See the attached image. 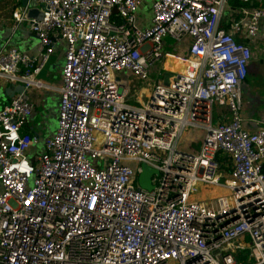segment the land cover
Here are the masks:
<instances>
[{"label":"built area","instance_id":"1","mask_svg":"<svg viewBox=\"0 0 264 264\" xmlns=\"http://www.w3.org/2000/svg\"><path fill=\"white\" fill-rule=\"evenodd\" d=\"M145 1L35 0L42 20L14 13L39 45L0 55V83L22 89L0 108V264H264V129L242 116L249 64L264 59V0H153L143 27ZM60 46L57 129L38 155L24 93L48 87L38 76ZM154 69L170 86L125 102L122 81ZM217 106L227 114L215 121ZM142 164L158 172L151 191L135 185Z\"/></svg>","mask_w":264,"mask_h":264},{"label":"crops","instance_id":"2","mask_svg":"<svg viewBox=\"0 0 264 264\" xmlns=\"http://www.w3.org/2000/svg\"><path fill=\"white\" fill-rule=\"evenodd\" d=\"M147 0L141 6L138 12V21L143 27H149L151 25V20L153 17V10L150 16H143V7L145 6ZM25 3V4H24ZM35 4V0H0V55L5 54L11 48H17L22 52L28 53L30 56H34L38 53L39 41L35 34L29 29V24L27 22L18 23L14 18V13L16 11L27 13L28 9L31 8V5ZM255 5V4H254ZM251 4L249 8L254 6ZM239 40H243L242 36L238 37ZM260 45L259 48L264 51V28L260 34ZM182 49L178 50V54L181 53ZM58 64V65H57ZM65 64V47L60 46L56 49L55 54L51 57L50 62L42 70L38 76L48 87L43 88L49 91V94L52 96V92L59 93L58 88L62 83L61 72ZM256 64L257 67H254ZM54 67L55 72L57 73L56 81L48 82V77L51 76V68ZM188 64L180 61L177 70L179 73L184 74L187 72ZM252 75V78H251ZM264 59L263 58H254L248 67V76L245 82L251 80L254 83L249 86L246 85L242 88V97H243V111L242 116L244 119L243 126L245 130L250 132H256L264 129ZM258 82V84H257ZM245 84V83H244ZM41 89L31 88L24 93V97L37 104L35 112L40 109L43 105L44 95L40 93ZM22 91L18 85L8 84L5 85L0 83V108L9 104L11 98ZM20 95V94H19ZM60 95V94H59ZM255 103L253 108H249V105ZM59 101L51 100L49 103L50 111L55 114V120L58 121V109ZM255 110V111H254ZM254 114V115H252ZM29 121V120H28ZM47 121V118L44 119V123ZM45 124L43 122L39 123L37 126H33L31 121L27 122L23 131L31 134L37 138V143L34 145L44 144L46 138L50 137L55 130L48 129V133L45 135L42 134V130ZM188 145V143H187ZM32 149V152L35 154V149ZM198 151V150H197Z\"/></svg>","mask_w":264,"mask_h":264},{"label":"rangeland","instance_id":"3","mask_svg":"<svg viewBox=\"0 0 264 264\" xmlns=\"http://www.w3.org/2000/svg\"><path fill=\"white\" fill-rule=\"evenodd\" d=\"M152 3H153V0H147L146 4L142 10L143 16L148 17L152 14V10H151ZM164 43H165V48L167 50H170V51H172L173 48L177 45L176 41L171 37L166 38ZM179 64H180V60L170 59L168 61L166 67L170 68L172 71H176ZM254 67H257L256 64L254 65ZM51 72H52L51 76L48 77V79H47L48 82L56 81L57 73L53 74V72H55L53 65L51 68ZM157 72H159V66H157ZM157 72L154 69V71L151 74L148 82H143L142 80L135 79L133 77H130L128 79H124L122 81V85L124 87L123 94H126L124 101L127 102L128 104L136 106V107H141V106L147 105L148 98L153 91V86H156L157 84L162 83L161 77L157 78ZM251 78H252V75H251ZM244 83L242 85V88H244L246 85H248L247 89H249V86L253 85L256 82L249 80V81L244 82ZM263 83H264V79H263ZM257 84H258V82H257ZM40 93H42L44 95V98H43L44 105L40 109H38L36 112H34V114L31 116L29 121H31V124L33 126H37V125H39V123L43 122V124H45V126L43 127L44 129L42 130V134L46 135L48 133V131H47L48 129H50V130L51 129H53V130L57 129V122L55 120L56 117H55V114H53L50 111L49 103L51 102V100L59 101L60 95L57 92H55V93L52 92V96H51L49 94V91H47L46 89H41ZM254 105H255V103L253 102L252 104L249 105V108L252 109ZM257 107H259V105H257ZM257 107H255L253 109H256ZM252 115H254V114H252ZM46 118H47V121L44 123V119H46ZM29 121H28V123H29ZM186 134L188 136V145H187L188 150L191 152H196L200 147L202 137L199 138V137L193 135L192 132L190 133V131H186ZM184 140H185V138H184ZM183 144L186 145V142L183 141ZM34 149L38 155H41L44 152L43 143H41L39 146L36 145L34 147ZM135 185L138 186V180L135 181ZM201 194H203V196H208V195H212V194H215L216 196H218L221 194V191L216 190V189H204V191ZM243 259H244V261H243ZM243 259L240 258L241 264H250L251 263L250 259H245L244 257H243Z\"/></svg>","mask_w":264,"mask_h":264},{"label":"water","instance_id":"4","mask_svg":"<svg viewBox=\"0 0 264 264\" xmlns=\"http://www.w3.org/2000/svg\"><path fill=\"white\" fill-rule=\"evenodd\" d=\"M28 17L30 19L42 20L43 13L37 7L36 3L35 4L33 3V5H31V8L28 9ZM172 76L173 75L171 73L164 72L162 85L169 87L171 84L170 79ZM142 170H143V172L139 175V180H138L139 186L143 189L151 191L154 188V186L152 185V176L154 174H158V172L155 171L154 169L148 167L146 164H142Z\"/></svg>","mask_w":264,"mask_h":264},{"label":"trees","instance_id":"5","mask_svg":"<svg viewBox=\"0 0 264 264\" xmlns=\"http://www.w3.org/2000/svg\"><path fill=\"white\" fill-rule=\"evenodd\" d=\"M230 5L232 7H238V6L240 7L242 5V3L239 0H232L230 2ZM244 6L250 7L251 3L244 4ZM226 114H227V112L224 111L222 108H220V107L215 108V121H218L220 118L223 117V115H226Z\"/></svg>","mask_w":264,"mask_h":264},{"label":"bare ground","instance_id":"6","mask_svg":"<svg viewBox=\"0 0 264 264\" xmlns=\"http://www.w3.org/2000/svg\"><path fill=\"white\" fill-rule=\"evenodd\" d=\"M181 74V73H180Z\"/></svg>","mask_w":264,"mask_h":264}]
</instances>
